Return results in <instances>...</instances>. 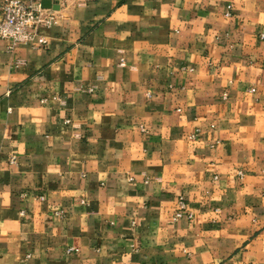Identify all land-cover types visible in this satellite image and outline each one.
Here are the masks:
<instances>
[{
	"label": "crops",
	"instance_id": "0c3cea01",
	"mask_svg": "<svg viewBox=\"0 0 264 264\" xmlns=\"http://www.w3.org/2000/svg\"><path fill=\"white\" fill-rule=\"evenodd\" d=\"M57 4L0 39V264H264V0Z\"/></svg>",
	"mask_w": 264,
	"mask_h": 264
},
{
	"label": "built area",
	"instance_id": "2783aa9c",
	"mask_svg": "<svg viewBox=\"0 0 264 264\" xmlns=\"http://www.w3.org/2000/svg\"><path fill=\"white\" fill-rule=\"evenodd\" d=\"M44 0H5L0 3V39L9 41L10 49L21 44H46V39L41 34V28L52 27L58 18V10L44 8ZM54 4L60 0H51ZM263 36V35H262ZM26 196L27 194H23ZM45 199V195H40ZM187 209V203L180 200V210L176 219H180ZM192 217V213H189ZM69 252L77 250L75 247Z\"/></svg>",
	"mask_w": 264,
	"mask_h": 264
},
{
	"label": "water",
	"instance_id": "95a60500",
	"mask_svg": "<svg viewBox=\"0 0 264 264\" xmlns=\"http://www.w3.org/2000/svg\"><path fill=\"white\" fill-rule=\"evenodd\" d=\"M42 5L44 8H54V9H60L59 5L56 3L54 4L51 0H44L42 2Z\"/></svg>",
	"mask_w": 264,
	"mask_h": 264
}]
</instances>
